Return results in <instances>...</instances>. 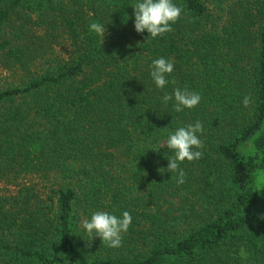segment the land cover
I'll return each instance as SVG.
<instances>
[{
	"label": "trees",
	"instance_id": "1",
	"mask_svg": "<svg viewBox=\"0 0 264 264\" xmlns=\"http://www.w3.org/2000/svg\"><path fill=\"white\" fill-rule=\"evenodd\" d=\"M137 2L0 0L13 72L0 84V180L61 176L45 200L26 181L0 194V264H264V0H173L180 18L155 39L135 31ZM160 57L174 63L163 89L149 67ZM176 88L201 101L176 112L162 100ZM198 120L203 155L177 184L173 153L153 148ZM188 194L195 217L177 221L168 200ZM96 211L130 213L121 247L88 241L82 217Z\"/></svg>",
	"mask_w": 264,
	"mask_h": 264
},
{
	"label": "clouds",
	"instance_id": "2",
	"mask_svg": "<svg viewBox=\"0 0 264 264\" xmlns=\"http://www.w3.org/2000/svg\"><path fill=\"white\" fill-rule=\"evenodd\" d=\"M134 9V28L137 33H144L145 30L149 34L148 38L164 36L166 33L174 31L172 25L180 18L182 9L173 3V0H138L137 3L131 5ZM90 30L97 34L104 35V27L98 23H91ZM150 76L157 88L163 89L169 83L167 76L174 71V63L163 57L152 60L150 64ZM172 83H175L173 80ZM173 107L176 112L183 111L184 108H194L201 101L199 93L189 91L187 88L181 90L174 89L173 94H165L162 100L165 104L173 100ZM251 103V97L245 96L243 104L247 107ZM203 125L198 120L195 124H188L186 127H179L174 133H170L166 140L153 148L160 151L161 148L167 149L173 153L168 158L167 172L176 173L177 184L185 182V171L180 165L185 161H194L202 157L203 142L197 133L203 132ZM196 149V150H194ZM162 173V172H161ZM264 218V217H262ZM131 215L128 211H124L122 216L118 217L109 214L106 211H96L91 215L90 219L82 221V227L90 237H99L108 247L118 248L122 246V236L127 232L131 224ZM90 246V245H89ZM241 258H246L247 253L241 249Z\"/></svg>",
	"mask_w": 264,
	"mask_h": 264
},
{
	"label": "rangeland",
	"instance_id": "3",
	"mask_svg": "<svg viewBox=\"0 0 264 264\" xmlns=\"http://www.w3.org/2000/svg\"><path fill=\"white\" fill-rule=\"evenodd\" d=\"M214 0H211V6H214ZM60 41L59 44L55 45V50L54 54L60 55V56H65L66 55V40L63 39L62 37L58 39ZM13 77V72L11 69L5 67L4 65L0 64V84H3L7 81L10 80V78ZM5 177L0 180V194L4 197H10L13 195H16L17 192L20 190V184L25 183V181L31 186L34 187V189L39 193L40 196L45 200L48 198L50 195V191L53 187L59 185V180H61V176L56 172V171H51V172H42V174H32L27 176L26 178H21L20 181H16V183L10 182L7 178ZM196 199L193 196V194H188L187 196L180 195L174 199L168 200V205L169 203L174 204V208L176 209L179 208L175 213L177 216V221H182L184 219H188L187 216L182 213V211H185V213L190 214L191 216H194L195 210L192 209V206H198V202H195ZM210 213V212H209ZM195 217V216H194ZM91 218V217H90ZM88 217L83 216L82 221L84 219H90ZM81 221V222H82ZM138 227V226H137ZM131 233L126 234L130 238Z\"/></svg>",
	"mask_w": 264,
	"mask_h": 264
}]
</instances>
